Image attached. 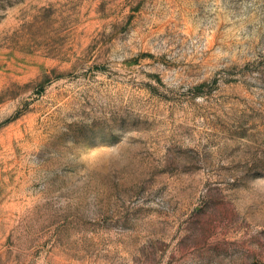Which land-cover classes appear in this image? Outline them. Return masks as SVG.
<instances>
[{
  "label": "rangeland",
  "instance_id": "1",
  "mask_svg": "<svg viewBox=\"0 0 264 264\" xmlns=\"http://www.w3.org/2000/svg\"><path fill=\"white\" fill-rule=\"evenodd\" d=\"M0 264H264V0H0Z\"/></svg>",
  "mask_w": 264,
  "mask_h": 264
}]
</instances>
